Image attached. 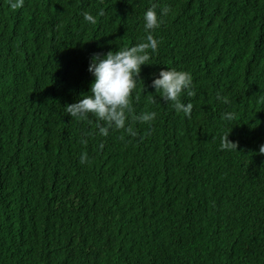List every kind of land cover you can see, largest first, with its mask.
I'll use <instances>...</instances> for the list:
<instances>
[{
    "label": "trees",
    "instance_id": "trees-1",
    "mask_svg": "<svg viewBox=\"0 0 264 264\" xmlns=\"http://www.w3.org/2000/svg\"><path fill=\"white\" fill-rule=\"evenodd\" d=\"M14 2L0 0V264H264V0ZM153 4L171 11L135 135L102 136L65 106L90 92L94 54L146 40ZM167 67L193 76L190 116L152 87Z\"/></svg>",
    "mask_w": 264,
    "mask_h": 264
},
{
    "label": "clouds",
    "instance_id": "clouds-1",
    "mask_svg": "<svg viewBox=\"0 0 264 264\" xmlns=\"http://www.w3.org/2000/svg\"><path fill=\"white\" fill-rule=\"evenodd\" d=\"M22 6L23 0H15L12 4V7ZM170 11L169 7L157 11V5L153 4L145 11L143 17L144 27L148 33L144 42L123 50L110 51L106 55L97 53L91 57L88 71L93 75L94 81L90 86V92L83 94L77 102L65 106L68 115L76 120H86L90 115L94 116L99 134L105 137L108 136L110 129H126L130 135H135L133 129L127 126V121L132 111V96L139 81L137 78L140 76L142 66L149 65L151 54L158 50L159 41L153 33L164 24V18ZM83 18L90 24L97 22L94 15L89 12H84ZM152 87L164 101L172 102L177 113L182 112L186 117L191 115L193 104L190 102L185 104L181 100L183 94L188 97L196 95L190 72L167 67L152 80ZM217 99L227 103V99L219 93ZM155 100L153 96L152 102ZM155 117V112H145L135 119L141 123H150ZM224 118L231 120L233 116L231 113H226ZM228 137L229 134L222 138L221 149H236L237 145ZM82 142L87 143L86 140ZM260 152L264 153V145L261 146ZM86 160L87 156L82 155L81 163Z\"/></svg>",
    "mask_w": 264,
    "mask_h": 264
}]
</instances>
